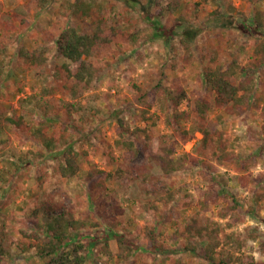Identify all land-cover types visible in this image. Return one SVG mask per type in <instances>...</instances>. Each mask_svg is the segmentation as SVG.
Returning <instances> with one entry per match:
<instances>
[{
	"label": "rangeland",
	"instance_id": "1",
	"mask_svg": "<svg viewBox=\"0 0 264 264\" xmlns=\"http://www.w3.org/2000/svg\"><path fill=\"white\" fill-rule=\"evenodd\" d=\"M74 1L52 0L42 7L37 0H0V56L5 58L0 68V116L24 114L25 121L34 127L45 123L48 135L71 138V130L61 123L69 109L66 104L76 102L83 106L72 110L73 117L89 131L87 137L92 140L84 141L82 147L89 151L88 160L104 172L98 174L103 177L100 184L88 180L92 190L72 207L77 216L88 215L89 225H96L95 230H122L140 246H150L145 233L153 228L160 212H167L163 219L166 230L157 238L167 246H175L178 239L172 238V234L191 217L204 222L213 219L223 224L226 233L234 231L241 238L243 248L238 252L236 247L228 246L229 250L244 258L253 256L258 264H264V66L257 67V86L241 112L233 111L231 106L218 108L215 94L203 75L206 66L220 64L227 68L234 59L243 66L257 63L255 49L264 35L246 33L239 23L244 17L239 18L235 11L231 15L229 10L236 8L249 16V12L261 11L264 16V0H217L208 4L203 0H153L150 9L147 0H104L103 16L108 25L116 27L117 35L87 58L97 68L98 80L71 96L57 90L60 86L52 78L57 65L63 63L55 55V42L61 31L68 25L82 31L91 28L89 20L71 15L69 4ZM157 22L165 26L164 33ZM173 30L174 39L166 33ZM182 38L191 40L190 48ZM17 45L47 48V63H24ZM45 76L52 80L46 92L42 82ZM170 92L185 93L180 106L169 99ZM29 96H36L33 103L27 100ZM204 100L209 109L202 119L195 105ZM58 109L60 118L48 120ZM174 111L183 112V118H172L169 124L167 116ZM113 115L123 116L132 130L148 129L153 136L152 149L146 150L147 140L142 133H127L136 142V155L118 147L120 126ZM200 126L219 132L215 135L218 145L202 149ZM164 139L174 147L173 157L181 156L185 162L182 172L163 176L157 159H149ZM40 147L41 141L30 131L8 129L0 135V189L11 188L10 203L0 200L4 215L1 219L7 226L17 225L20 218L27 216L25 201L29 189L46 197L57 194L48 185L44 192H39L37 181L27 174L15 181L11 175L12 161L18 162L19 157ZM84 168L80 174L85 177L89 168L86 164ZM141 171L161 177L158 185ZM166 188L180 190L170 211L165 191H160ZM155 190L160 192L156 194ZM255 193H261L256 203ZM59 198L60 202L65 201L63 195ZM152 206H157L158 211L148 212ZM40 210L42 215L44 208ZM95 230L87 227L81 232L90 234ZM109 248L113 257L106 262L91 258L90 264L173 263L168 255L155 256L145 250L124 263L118 259L115 239L110 241ZM13 251L15 258L6 264H44L38 256L26 257L19 255L18 249ZM184 261L203 262L193 254H186Z\"/></svg>",
	"mask_w": 264,
	"mask_h": 264
},
{
	"label": "trees",
	"instance_id": "2",
	"mask_svg": "<svg viewBox=\"0 0 264 264\" xmlns=\"http://www.w3.org/2000/svg\"><path fill=\"white\" fill-rule=\"evenodd\" d=\"M51 1L37 0L42 7H46V4ZM203 1L205 4L218 2L217 0ZM104 3V0H75L69 4L71 15L89 20L91 28L89 31H82L73 25H68L61 31L55 42V55L62 58L63 63L57 65V72L54 73L53 78L50 77L58 82L60 88L57 90L64 94L77 95L81 88L92 86L98 80V70L87 58L95 55L99 46L111 43L117 35L116 27L108 25L106 17L103 16ZM147 3V9H150L153 0H147ZM95 11L96 13L93 15ZM234 11L237 12L239 18L244 17L247 20V22L243 19L239 20L240 26L246 33L255 37L264 35V16L261 11L249 12V16L236 8H231L229 13L233 15ZM149 16L154 20L152 14ZM158 17H161L160 14ZM157 23V27L164 33L166 31L165 26ZM173 32L174 30L166 33L168 37L174 39ZM182 42L187 48H190L191 40L189 38H182ZM17 48V53L24 63L42 66L48 61L47 48L30 49L25 46H18ZM255 50L257 63L243 66L234 59L227 68L220 64L204 68L205 83L214 92V103L218 108L231 106L233 111L241 112L244 106L249 104L252 92L257 86L256 69L259 66H264V36H262ZM4 61L5 58L1 55L0 68H2ZM42 79L40 81L44 83V91L46 92L51 88L52 80L46 76ZM185 96L184 92L181 95L169 93V99L173 100L175 106H180ZM28 98L27 100L33 103L36 96H29ZM66 106L69 108L67 116L61 118V123L71 130V138L67 135L62 137L57 136V134L48 135L45 123L34 127L25 121L24 114L18 117L0 116V135H4L8 129H22L30 131L35 138L41 141V147L38 150L27 152L25 156L19 157L18 162L12 161L14 169L11 171V175L14 181L16 178H21L27 174L35 178L39 192H44L45 186L48 185L52 188L51 190H56L59 196L65 197V201L62 203L56 193L54 196L46 197L47 195L44 193L38 195L29 189V197L25 201L28 214L24 218H20L17 225L7 226L1 219L3 213L0 211V264H6L15 258L16 252L13 249H18L19 255L26 257L29 255L38 256L44 261V264H90L91 258L106 262L108 258L114 255L109 248L110 241L113 239L117 241L119 247L118 259L124 263L133 258V255L139 256L141 251L145 250L155 256L168 255L173 260L172 264H190L184 261L186 254H193L201 258L202 264H258L253 256L244 258L229 250L228 246L229 248L236 247V251L239 252L243 248L241 238L237 232L226 233L223 224L213 219L204 222L201 218L191 217L183 228L178 227L172 234V238L178 239L176 241L178 244L167 246L157 238L166 230L163 219L167 217V212H160L161 216L154 220L153 228L148 229L145 233L150 246L143 247L125 231L113 228L110 231L106 229L95 230L96 225H89L88 215L78 214L77 216V212L72 206L83 194L92 190V185L88 180H93V184H100L103 177L99 178L98 174L104 171L97 169L94 161L88 160L89 151L82 147L84 141L92 142V140L88 138L89 136L87 137L90 135L89 131L73 117L72 110H78V107L83 108V106H79L76 102L68 103ZM195 108L200 118L205 119L207 117L209 109L207 101H197ZM59 111L61 110L58 109L55 114L48 116V120L59 119ZM182 115L183 112L174 111L170 116H167V121L171 124L172 118L181 120ZM113 116L120 126L119 138L116 140L118 147L127 149L136 155V142L128 138L127 133H142L147 140L146 150L149 152L152 149L153 136L148 129L136 128L132 130L125 124L123 116ZM81 117L85 119L84 115ZM199 129L203 132L202 149L212 147L215 143L218 145L215 135L219 132H212L203 126H200ZM85 137L87 138L85 139ZM164 141L158 143L157 151L154 152L155 154L152 153L149 159L152 157L157 159L163 176L182 172L186 167L185 162L181 156L173 157L174 147L167 141L164 144ZM85 164L89 169L84 177L80 173L85 169ZM121 173L124 177L126 169L122 170ZM141 173L152 178L155 186L161 179L153 172L141 171ZM81 178L84 179L81 180ZM10 190V187H2L0 200L3 199L10 203ZM163 190L170 211L179 197L180 190L166 188L160 191ZM160 191L155 190V193L158 194ZM260 198L261 193H257L254 197L255 203ZM202 206H206V201L202 202ZM40 208H44L42 215ZM152 210L158 211V207L152 206L148 212L151 213ZM254 210L256 209L254 208ZM87 227H91L95 231L90 234L81 232ZM15 233L21 235L23 239L16 236Z\"/></svg>",
	"mask_w": 264,
	"mask_h": 264
}]
</instances>
